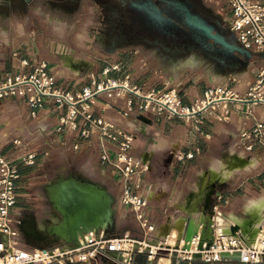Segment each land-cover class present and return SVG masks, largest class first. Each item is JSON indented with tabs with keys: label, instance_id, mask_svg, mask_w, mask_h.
I'll return each mask as SVG.
<instances>
[{
	"label": "crops",
	"instance_id": "1",
	"mask_svg": "<svg viewBox=\"0 0 264 264\" xmlns=\"http://www.w3.org/2000/svg\"><path fill=\"white\" fill-rule=\"evenodd\" d=\"M86 1L0 0V32L8 34L7 42L0 38V80L30 75L38 62L45 60L49 71L56 76V87L72 93L80 92L84 87H94L92 78L97 70L94 58L77 53L78 45L69 39L71 33V37L80 41L85 37L84 34L89 33L87 30L93 28L91 22L84 24L85 28L79 27L81 17L86 15L81 4L85 5ZM99 16L98 27L102 21L100 13ZM53 18L57 20L55 31L51 23ZM18 21L24 26L22 36L17 35L14 30ZM96 35L97 30L95 38ZM62 45L69 48L68 53L58 51ZM119 62L127 67V71L134 73L132 80L145 90L160 88L156 85V76L150 71L143 67L137 71L134 66H129L127 58ZM244 70L231 72L229 75L237 74L242 79L251 81L248 73L244 75ZM110 76L120 77L118 73H110ZM207 79L210 85L218 83L217 77L212 74ZM164 83L172 86V76L165 78ZM195 84H177L183 105H191L204 95V91L196 90ZM240 93L244 95L246 91ZM108 101L101 98L94 113L103 114L118 127L134 134L132 153L148 167L143 174L144 186L141 192L148 200L146 212L156 227V239L168 234L165 231L167 226H172L176 234L185 230L189 221H192V230L198 227L200 220L205 219L201 209L212 184H216V193H232L231 201L225 207L227 225L234 223L231 214L247 216L246 210L242 208L246 199L264 194V148L256 147L253 151H247L238 144L241 130L252 122L246 121L244 124L242 109L245 103H231L227 120L208 118L203 123H198V116L189 121L179 117L156 119L137 109L129 116H122L116 107L103 109ZM109 103L123 108L125 99ZM32 111L25 96L11 95L0 99V153L9 155L16 139L30 143L37 151L34 164L18 165L20 176L16 180L17 199L12 207L14 226L20 231L24 242L36 247L56 245L52 244L53 239H56L52 231L62 222V214L54 202L51 186L60 178L67 179L70 175L83 182L100 183L115 197L114 225L108 233H128L141 238L140 229L137 232L134 225L129 223L128 214L132 220L135 218L132 208L121 202V179L117 169L100 158L99 134L96 132L86 138L78 130L55 131L58 119L67 112V107H57L52 99L45 98L44 105L37 109L36 116L32 115ZM255 111L264 119L263 106L258 105ZM130 122L135 125V129L129 128ZM196 126L201 131H197ZM158 137L169 141L170 146L163 151L158 150L155 147L158 145ZM75 145L78 147L75 148ZM106 146L115 149L116 143L107 141ZM197 147L200 152L195 153L192 158L178 160L175 156L178 151H195ZM234 152L242 154L248 161H260V166L250 170L249 177L244 178L239 186L236 185L235 178L247 168L234 171L226 181H220L212 172L216 163L225 161L228 157L225 155ZM213 158L220 159L218 162L213 161L214 167H209V161ZM237 158L239 157L234 159ZM194 207L197 209L194 210ZM248 228L245 230L241 227V230L245 232L246 238L253 237L257 228L254 231ZM100 264L105 263L101 261ZM135 264H144V261L138 257ZM158 264H170V259L162 257Z\"/></svg>",
	"mask_w": 264,
	"mask_h": 264
},
{
	"label": "built area",
	"instance_id": "2",
	"mask_svg": "<svg viewBox=\"0 0 264 264\" xmlns=\"http://www.w3.org/2000/svg\"><path fill=\"white\" fill-rule=\"evenodd\" d=\"M227 1L231 6L232 29L239 43L246 49L264 51V0ZM58 51L66 54L69 48L62 45ZM23 63L27 64V61L23 60ZM116 68L118 65L113 67ZM109 70L105 68L103 73L107 74ZM263 79L262 77L259 83ZM131 80L130 72L124 79L106 78L97 81L93 76L94 87H84L82 91L72 93L56 87V76L49 71L45 60H40L30 75L0 80V99L11 95L25 96L33 108L34 116L37 115V109L43 107L45 98L52 99L59 108L67 107V112L59 117L55 131L78 130L86 138L96 132L99 134L100 158L117 169L121 179V202L132 208L142 232V237L137 238L128 233L112 235L105 229H91L80 234L77 243L71 246L56 244L51 247H36L24 242L20 231L14 226L12 207L17 199L16 180L20 176L18 165L34 164L37 151L30 143L16 139L9 155L0 153V264H100L101 261L105 264H135L139 254L145 253L149 261H158L166 256V251H173L178 233L172 235V239L170 236L161 239L154 237L156 227L147 215L148 200L141 192L144 186L143 174L148 167L132 153L134 134L118 127L103 114L94 113V108L103 97L109 101L125 99L123 108L114 106L109 101L103 106V109L116 107L122 116H129L137 109L156 119L179 117L189 121L198 116V123H203L208 118L227 120L231 103H245L242 109L244 124L246 121L252 122L241 130L238 144L247 151L264 147V119L255 111L258 105L264 107V91H257L258 86L250 87L245 96L238 91L210 86L202 98L186 106L182 104L176 88H152L150 91ZM195 129L201 131L199 126ZM107 141L116 143V148H108ZM74 147L77 148L78 145ZM199 152L197 147L195 151H178L175 156L178 160H184ZM231 198L232 193L228 191L215 194L211 216L212 243L209 245L205 241L202 248H199V231L193 237L190 249L182 250L185 243L183 237L180 248L177 249L179 257L190 260L193 253H200L201 261L216 264L222 262V253L240 252L242 264L264 263L263 228L257 230L253 237L246 238L241 229L235 234L231 233L230 228L234 223L221 225V219L226 218L225 207ZM199 228L201 230V226ZM114 252L121 254V259L114 257Z\"/></svg>",
	"mask_w": 264,
	"mask_h": 264
},
{
	"label": "flooded vegetation",
	"instance_id": "3",
	"mask_svg": "<svg viewBox=\"0 0 264 264\" xmlns=\"http://www.w3.org/2000/svg\"><path fill=\"white\" fill-rule=\"evenodd\" d=\"M101 11L97 44L108 52L142 47L153 53L155 62L177 70L187 63L216 74L245 69L250 61L226 18L205 0H93ZM201 17L227 46L215 42L187 22L186 12ZM221 264H242L227 262Z\"/></svg>",
	"mask_w": 264,
	"mask_h": 264
},
{
	"label": "rangeland",
	"instance_id": "4",
	"mask_svg": "<svg viewBox=\"0 0 264 264\" xmlns=\"http://www.w3.org/2000/svg\"><path fill=\"white\" fill-rule=\"evenodd\" d=\"M205 1L211 4L212 6H214L226 18H231V6L227 0H205ZM81 8L85 9L86 15L81 17L80 22H79V25H80L79 27L85 28L84 24L91 22L93 28L92 29L90 28L89 30H87L89 33L84 34L85 37L80 41H76L75 38L71 37L72 36L71 33H70L69 39L78 45V46L76 45L77 53L88 54L89 57L94 58L95 67L97 69L95 71V78L97 79V81L105 80L106 78H111L112 76H110V73H118L120 77H115V78L124 79L125 75L129 73L130 71H127L126 70L127 67H124L119 61H121L124 58H127L130 61L129 66L131 67L134 66L137 71H139V69L143 67V69L150 71L152 75L156 76V85H158L161 89L164 87L177 89V84L178 85H182L183 83L184 84H188V83L194 84L195 82L196 90L197 91L202 90L205 92L207 88H209L210 86H214V85H210V82L207 79V76L209 74H212V76L217 77L218 79V83L215 84V87H219L222 90L226 89V91H238L240 93V91H248L250 87L258 86L257 91H264V79L261 83H259V80H261L262 77L264 78V51H258L253 48L249 49L252 51L253 55L250 58L248 66L244 70L245 72L244 75L247 73L250 75L251 81L249 82L247 80L242 79V77L237 74H233V75L232 74L229 75V73L227 75L226 74H223V75L216 74L204 67L197 66L195 64H190V63H187L183 67L181 66L177 70L166 69L160 63H157L154 61L153 53L150 50L144 49L142 47L123 49V50H119L118 52H108L102 49L97 44V41L95 38V32L98 28L97 22H100L99 13H101L98 5L95 4L93 0H90V1L87 0L85 5L81 4ZM116 65H118V68L113 69V67ZM105 68L110 69L107 74L103 73V70ZM130 73H131V77H133L134 73L133 72H130ZM169 76H172V79H173L172 86H168L166 85V83L163 84V80L165 81V78H168ZM150 91H147V92H150ZM202 97L203 96H200V98ZM260 148H264V147H260ZM237 156L239 157L237 158V160H239L240 158L244 160V157L242 154H237L235 152L233 154L228 153V157L225 161L216 163L214 169L212 170L213 176L216 178H219L218 176H215L214 174H218V172L220 171L224 175L227 176L225 178V181H226L234 173V171L238 169L246 168V166L244 167L241 166L239 162L234 165L231 164V162L235 160L234 158ZM239 173H240V176L235 178L236 185L238 186L242 184V181L244 178L249 177L250 170H243ZM221 180H224V179L221 178L220 181ZM195 209H197V207L196 208L194 207V210ZM246 213H247V216L245 217H241L238 215H232V214L230 215V217L234 221L235 224L240 225L245 230H247V227H249L248 229H250V231H254L256 228L257 230H260L262 227L264 229V204L258 205V209L256 210H253V211L246 210ZM128 219H129V223L133 224L136 231L138 232L139 226H138L137 221L135 220L136 218H133L134 220H132L131 215L128 214ZM222 219H221V223H222ZM169 227L171 226H168L165 229V231ZM170 239H172L171 236H170Z\"/></svg>",
	"mask_w": 264,
	"mask_h": 264
},
{
	"label": "water",
	"instance_id": "5",
	"mask_svg": "<svg viewBox=\"0 0 264 264\" xmlns=\"http://www.w3.org/2000/svg\"><path fill=\"white\" fill-rule=\"evenodd\" d=\"M186 15L187 22L193 29L204 33L207 37L214 39L215 42L225 46L229 45L224 37L213 33L212 27L203 18L194 16L189 11L186 12ZM237 50L242 53H247L249 57L253 55L251 50L244 47H239ZM51 187L54 191V202L62 214V222L52 231V235H56V239H53L52 244H66L71 246L77 243L78 236L84 232L91 229H105L108 231L114 225L116 212L114 209L115 197L104 185L91 181L83 182L75 178V176L70 175L67 179L60 178ZM216 188V184L211 185L206 195L204 207L201 209L205 215V219L200 220L199 226L194 227L193 230L191 229L192 221H189L186 229L179 232L173 251L165 252V254L167 253L165 257H169L170 264H193L195 262L211 264L201 261L200 253H193L192 259L190 260L182 259L179 257L177 249L180 248V241L183 237L185 243L182 246V250L190 249L191 241L199 231L201 236L199 248H202L205 241L209 245L212 243L213 229L211 228V216L214 197L217 191ZM200 226L201 230H199ZM230 229L231 233L235 234L241 227L235 224ZM0 238H2L1 234ZM169 253L170 255H168ZM112 255L120 259L122 257L117 252L112 253ZM221 256L222 262L216 264L232 261L240 262L241 253L224 252ZM138 257L143 259L144 264H156L158 262L147 260L145 253L139 254Z\"/></svg>",
	"mask_w": 264,
	"mask_h": 264
},
{
	"label": "clouds",
	"instance_id": "6",
	"mask_svg": "<svg viewBox=\"0 0 264 264\" xmlns=\"http://www.w3.org/2000/svg\"><path fill=\"white\" fill-rule=\"evenodd\" d=\"M51 23L53 25V30H56V24H57V20L55 18H53L51 20ZM14 30L16 32L17 35L22 36L24 34V26L22 23H20L19 21L15 24ZM7 32H0V38L4 39L5 42H7ZM129 128L130 129H135V125L132 124L131 122L129 123ZM158 140V145L155 146L158 150L163 151L166 148H168L170 146V142L162 139V138H157ZM220 158H213L212 161H209V167H214V163L213 161H219ZM260 166V161L259 160H251L249 162V164L246 166L247 170H252L256 167ZM264 204V194H259L256 196H252L249 197L248 199H246L243 202L242 208L245 210H251L255 207H257L258 205H262Z\"/></svg>",
	"mask_w": 264,
	"mask_h": 264
},
{
	"label": "bare ground",
	"instance_id": "7",
	"mask_svg": "<svg viewBox=\"0 0 264 264\" xmlns=\"http://www.w3.org/2000/svg\"><path fill=\"white\" fill-rule=\"evenodd\" d=\"M225 156H228V154L227 155H225ZM242 157V156H241ZM240 159H242V158H240ZM239 159V160H240ZM237 160V159H235V160H233L232 162H231V164L232 165H234V164H236V163H240V165L241 166H247L248 164H249V162H250V160L248 161V160H246V159H242V160ZM215 176H218L220 179L222 178V179H225L227 176L226 175H224L223 173H218L217 175L216 174H214ZM256 209H258V206L257 207H255V208H253V209H251L252 211L253 210H256ZM232 215H236V214H232ZM224 220V221H223ZM227 218H224V219H222V223H221V225H224V224H227ZM181 220L179 219V222H180ZM178 222V221H177ZM175 224H179V223H175ZM235 224V223H234ZM238 225V224H237ZM240 226V225H239ZM168 227V226H167ZM167 227H165V228H167ZM173 227H174V225H173ZM175 228V227H174ZM263 228V227H262ZM176 229V228H175ZM224 229H225V226H224ZM174 230V229H173ZM173 230H172V226L171 227H169L167 230H166V233H168V234H166V236H172V235H174V234H176L175 232H173ZM172 232V233H171ZM163 257V256H162ZM161 257V258H162ZM160 258V259H161ZM169 258V257H168ZM159 259V260H160ZM159 260H158V263H159ZM157 263V264H158Z\"/></svg>",
	"mask_w": 264,
	"mask_h": 264
}]
</instances>
